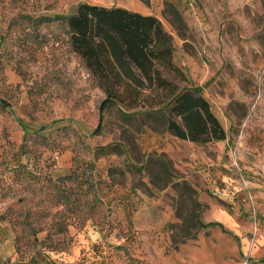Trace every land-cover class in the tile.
<instances>
[{"label": "rangeland", "instance_id": "rangeland-1", "mask_svg": "<svg viewBox=\"0 0 264 264\" xmlns=\"http://www.w3.org/2000/svg\"><path fill=\"white\" fill-rule=\"evenodd\" d=\"M84 1L157 15L181 45L188 82L220 100L212 108L232 124L224 138L172 150L166 113L115 102L95 132L106 92L68 43L46 42L28 64L42 78L33 82L8 58L16 46L7 39L0 45V264H180L196 248L205 264L264 262V0H0V34L20 8L60 16ZM55 59L60 72L44 80ZM22 143L27 151L19 154ZM86 160L95 162L94 186ZM75 161L69 230L46 239L43 229L37 240L32 224L48 228L66 211L35 174H67Z\"/></svg>", "mask_w": 264, "mask_h": 264}, {"label": "trees", "instance_id": "trees-1", "mask_svg": "<svg viewBox=\"0 0 264 264\" xmlns=\"http://www.w3.org/2000/svg\"><path fill=\"white\" fill-rule=\"evenodd\" d=\"M7 39L16 46V51L7 52L10 53L8 58H15L16 70L23 79L33 82L42 78L34 76L28 64L33 59L39 60V52L44 50L46 42L53 39L68 43L94 82L106 92L95 132L102 128L104 109L120 102L146 107L149 115L166 113L165 132L181 138L206 142L226 136L225 126L201 87L191 85L186 72L175 62L172 35L155 14L86 1L81 2L73 13L60 16L20 8L8 19L0 34V45ZM56 60L47 65L49 70L42 76L44 80L50 73L60 72ZM182 81L185 83L180 84ZM21 147L19 154L27 151L23 148L27 147L26 143ZM75 163L69 173L57 177L49 174L47 177L43 172L35 174L38 178L34 175L37 181H49L48 185L55 190L56 203L66 211L61 210L60 218L53 215L48 228H43L30 222L28 210L26 221L33 225L35 239H39L37 232L43 229H48L46 239H54L55 234L69 230L74 217L71 214V178L77 177L76 165L79 166L78 161ZM83 164L91 169L86 182L94 186L95 162L86 160ZM28 175L32 176L30 170ZM28 183L33 189L44 188V183L40 186L31 181Z\"/></svg>", "mask_w": 264, "mask_h": 264}, {"label": "crops", "instance_id": "crops-1", "mask_svg": "<svg viewBox=\"0 0 264 264\" xmlns=\"http://www.w3.org/2000/svg\"><path fill=\"white\" fill-rule=\"evenodd\" d=\"M138 11H141L143 13H148V12H144L142 10H138ZM173 45L175 47V49H174V60H175V62L178 65H182V63H184L185 56L183 55V51L180 48L181 45L176 40L173 41ZM191 85L198 86V83L197 82H195L194 84L191 83ZM209 101L211 102V104L212 103L219 104V102H220V100H217V99H214L213 101L212 100H209ZM215 114L218 116V118L220 119V121L222 122V124L225 126L226 131H228L229 127L232 124V120H231L230 116L228 114H226L223 111L222 108H219L217 110V112H215ZM166 138L167 139L170 138V141L168 142L169 143L168 144V148L170 147V149L172 148V150L175 149L176 146H178V148L182 150L180 144L184 143L185 141L190 142V143H194L190 139L181 138V137H179V136H177V135H175V134H173L171 132H167L166 133ZM194 152H196V151L194 150ZM213 213L215 215H218V218L220 220H223V218H226L227 217V214L223 210H220L218 208H215L213 210ZM213 230L217 231V228L214 227ZM185 245H186L185 247L188 246V247H190L192 249L193 248L192 246H194V243L188 242ZM203 258H204L203 252L199 251L196 248L195 250H192L190 253H188V256L183 257L181 259V263L180 264H205L204 261H203L204 260ZM223 260H224L223 263H219V264H235V263H233V261L235 262V259L234 258H233V261H228V259H226V258H223ZM245 264H264V262L263 261L253 260V259H249Z\"/></svg>", "mask_w": 264, "mask_h": 264}]
</instances>
